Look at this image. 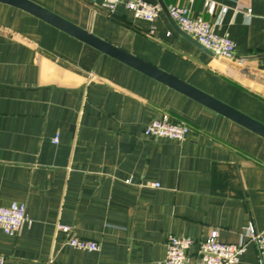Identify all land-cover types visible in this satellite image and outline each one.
<instances>
[{
    "label": "crops",
    "instance_id": "0c3cea01",
    "mask_svg": "<svg viewBox=\"0 0 264 264\" xmlns=\"http://www.w3.org/2000/svg\"><path fill=\"white\" fill-rule=\"evenodd\" d=\"M28 1L264 124V87L184 38L167 10L147 22L123 3ZM146 1L187 7L234 43L240 65L264 71V0H211L212 15L203 0ZM162 113L189 126L183 142L143 135ZM11 203L30 224L0 229L4 264H163L169 235L194 241L197 264L212 229L229 244L264 229V138L0 3V207ZM57 224L99 250L68 247ZM238 264H258L253 243Z\"/></svg>",
    "mask_w": 264,
    "mask_h": 264
},
{
    "label": "built area",
    "instance_id": "2783aa9c",
    "mask_svg": "<svg viewBox=\"0 0 264 264\" xmlns=\"http://www.w3.org/2000/svg\"><path fill=\"white\" fill-rule=\"evenodd\" d=\"M119 3H123L135 19L147 22L154 21L162 10L160 4L149 3L146 0H103L102 8L111 13ZM203 6L205 11L212 15L217 4L211 0H203ZM166 10L182 32L209 50L215 58L238 63L235 58L234 43L227 36L214 33L210 23L201 18L191 17L187 7L169 5ZM226 10L227 7H221L222 13H225ZM250 13L251 10L248 9L246 15L249 17ZM262 22L264 25V15ZM188 131L189 126L185 122L173 121L168 114L162 113L146 125L143 135L183 142ZM57 141L58 137L56 136L53 142ZM146 186L158 188L159 185L149 183ZM25 224H30L25 204L11 203L7 207H0V229L4 234L13 236ZM56 230L64 234L65 244L68 247L88 252L99 250V245L96 242L77 238L68 226L57 224ZM245 237L247 238L246 242L224 243L219 240L218 231L212 229L198 245L197 264H238L248 242L253 243L256 247L258 264H264V229L256 232L252 225H248ZM193 245L194 241L188 237L169 235L165 242L163 264H194L189 255V250ZM0 264H4L2 256H0Z\"/></svg>",
    "mask_w": 264,
    "mask_h": 264
},
{
    "label": "water",
    "instance_id": "95a60500",
    "mask_svg": "<svg viewBox=\"0 0 264 264\" xmlns=\"http://www.w3.org/2000/svg\"><path fill=\"white\" fill-rule=\"evenodd\" d=\"M0 3L10 5L18 8L47 24L63 31L64 33L78 39L79 41L93 47L94 49L106 54L146 75L163 83L164 85L182 93L183 95L197 101L198 103L206 106L207 108L223 115L231 121L245 127L253 133L264 138V124L256 121L255 119L245 115L244 113L234 109L233 107L211 97L210 95L200 91L199 89L181 81L180 79L152 66L151 64L127 53L126 51L96 37L95 35L81 29L80 27L70 23L69 21L55 15L47 9L28 0H0ZM161 5V4H160ZM163 9L166 7L161 5ZM179 32L184 38L196 45L200 50L212 54L209 50L202 47L194 39L185 34L179 29ZM220 63L225 67L232 69L238 75L264 87V71L247 68L238 63L230 62L220 59Z\"/></svg>",
    "mask_w": 264,
    "mask_h": 264
}]
</instances>
